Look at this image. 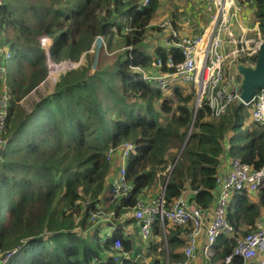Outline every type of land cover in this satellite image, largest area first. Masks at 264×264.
Listing matches in <instances>:
<instances>
[{"label": "trees", "instance_id": "obj_1", "mask_svg": "<svg viewBox=\"0 0 264 264\" xmlns=\"http://www.w3.org/2000/svg\"><path fill=\"white\" fill-rule=\"evenodd\" d=\"M122 1L0 0V60L5 71L0 95L9 97L6 144L0 149V248H21L10 264H112L118 254L117 240L120 253L131 252L122 229L106 236L104 223L91 221L112 168L108 149L116 154L125 143L135 145L126 165V181L132 187L127 208L136 207L140 195L164 173L163 181L169 177L163 197L167 209L190 188L196 207L209 210L229 132L235 134L230 154L254 169L264 167V126L246 127L249 106L236 102L219 119H211L204 107L194 119V93L177 86L165 96L133 72L132 67L149 68L154 63L139 45L159 3L151 0L148 7L139 8L142 0ZM254 6L263 27L264 0H255ZM125 23L132 33L118 36V41L134 46V51L112 62L104 59L93 70L95 40L105 37L114 52L113 27L121 30ZM51 28L46 51L39 35ZM83 56L85 66L61 75L54 92L26 110L23 102L46 83L50 62L79 63ZM157 56L164 64L169 56L175 63L183 58L176 49L169 55L158 50ZM163 70L172 71L166 66ZM257 192L258 205L244 195L235 212L227 213L236 231L244 223L251 227L249 234L260 220L264 186ZM122 214L118 209L113 221ZM160 223L155 220L152 236L163 242ZM170 223L163 225L174 252L172 260L177 262L182 260L179 250L186 248L192 227L173 223L171 228ZM221 240L218 258L223 260L238 241Z\"/></svg>", "mask_w": 264, "mask_h": 264}, {"label": "built area", "instance_id": "obj_2", "mask_svg": "<svg viewBox=\"0 0 264 264\" xmlns=\"http://www.w3.org/2000/svg\"><path fill=\"white\" fill-rule=\"evenodd\" d=\"M129 1L124 0V2ZM205 1L209 8L213 9V14L202 36L197 38L181 36L172 21L161 25V28L170 31L169 43L174 49H178L183 57L180 63H174L171 59L166 63L165 66L172 71L149 76L139 67H132V70L140 73L147 83H152L163 91L168 90L173 84L193 85L196 88L194 91V119L204 107L207 108L211 119H219L227 115L234 103L241 102L242 78L236 68L238 65L255 68L264 37L261 35L259 25L256 26L257 33L252 37H236L234 35L230 29V21L240 10L237 0ZM243 1L249 5L254 4L255 0ZM148 4L149 0H144L141 7ZM97 39L102 41L99 37ZM39 44L42 46L41 43ZM123 50L131 52L132 48L126 47ZM66 64L78 65V63L70 62ZM155 65L160 70L164 67V63L160 60ZM226 67L229 71H226ZM4 74L5 71L0 60V77ZM247 106H249L251 118L257 124L264 126V87L256 93ZM8 116L9 97L7 93L3 92L0 95V149L6 144L3 135ZM121 151L127 159L135 152V145L125 143ZM107 154L111 159L115 151L109 149ZM171 170L172 167L168 169V172ZM263 186L264 167L254 169L235 158L232 161L231 171L227 175L217 176L216 188L219 192L209 224L206 223L205 212L190 205L182 197L178 198L170 209L165 207L163 197L153 205L138 203L133 209V216L138 221L141 233L145 238H151L152 227L156 219L162 223L170 221L179 226L190 224L192 229L184 249L185 260L175 264H193L197 257L198 240L203 231L207 237L206 247L211 253L209 256L213 254L212 247L220 237L235 236L234 227L227 220L230 198L235 194L257 192ZM131 191L132 187L126 181V170L123 168L114 181L112 196L115 199H129ZM97 209L91 216L92 222L96 224L109 223L115 218V212L106 213L102 211L101 206ZM115 249L118 254L114 256V264H122L120 240L115 241ZM18 251L19 248L12 251H2L0 248V264H10ZM221 264H264V219L257 222L252 232L238 240L233 253L221 260Z\"/></svg>", "mask_w": 264, "mask_h": 264}, {"label": "crops", "instance_id": "obj_3", "mask_svg": "<svg viewBox=\"0 0 264 264\" xmlns=\"http://www.w3.org/2000/svg\"><path fill=\"white\" fill-rule=\"evenodd\" d=\"M142 1H144V0H142ZM157 1L159 3V0H157ZM122 2L125 4L129 3V2H124V0ZM150 2H151V0H149V4H150ZM237 2L240 5V8H239L240 10L237 11L238 14L233 17V23L237 22V24L239 23V26L237 27V25L234 23L235 28L233 29L234 30L233 33L236 37H252L254 32H255L253 29V26L256 23H259V21L256 17V14H255L256 8H255L254 4L247 5L243 0H237ZM198 3L200 4V6L202 8H198L196 13H189V14L184 13V19H180L179 16L177 15V13H175V11H173V9H172V11H171L172 18L169 17V18H166L165 20L170 19L173 22L175 29L179 32V34L181 36L190 37V38H197V37L202 36L205 28L208 26V24L210 22L211 16L213 14V9L209 8V6L205 0H199ZM149 4L145 7H148ZM140 7H141V3L139 5V8ZM159 10H160V4H159V7L156 11L155 17L151 21V24L145 29L144 38L142 40V43L139 45V48L142 49V51L145 53V55L151 57L154 60V63L149 68H143V67L137 66V67L141 68L149 76L155 75V74L158 75V74H161L162 72H164L165 70H163V69H164L166 63L170 59L173 60V62H174L173 57L169 56L167 58L166 63L164 64V67L162 70L158 69L155 65L160 60V59L158 60L159 57L157 56L158 50H161L162 52H166L169 55L170 51L172 49H174L172 47V45L169 43L170 31L167 29H163V28L158 29L155 27L154 22H155L156 15H157ZM186 11H188V9ZM188 12H190V11H188ZM165 20H163V21H165ZM163 21L160 20L159 22H163ZM159 22H157V23H159ZM153 27H154V29H153ZM128 30H130V31H128ZM113 32L115 34L114 45L115 46L118 45V47L120 48V51H122L124 53L123 55H125V53L127 52V55L129 56L132 53V51H134L135 47L131 46V45L128 46V45L118 41V40H120V37H118V36L129 35L130 33H132V27L129 24L125 23L121 30H119L117 26H114ZM99 38H101L102 41L99 40L100 44L97 47L96 46V40L97 39H96L94 42V45L92 47V50H94L95 48H100L103 52H106V53L108 52V54L112 56L115 51L111 52L109 50L105 37L100 36ZM126 47H131L132 51L131 52L124 51L123 49ZM176 50H178V49H176ZM160 61H162V60H160ZM236 70H237V68H236ZM133 72L140 75L142 80H143V77L140 73L135 72V71H133ZM143 81H145V80H143ZM149 84H150V86H153L154 88L160 90L165 96H170L173 92V88L177 87V86H180L181 88L185 89L186 92H188V93H194V91L196 90V88L193 85L173 84V85H171V87L168 90L163 91L160 88H158L156 85H154L152 83H149ZM53 91L51 93H53ZM51 93H48V95ZM45 96H47V95H45ZM194 99H195V93H194ZM192 109L194 110V101H193ZM254 123L257 124L251 118V116H249V119L246 123V127L251 130L250 126ZM234 135L235 134L233 132H229L228 134H226V137L223 141V147H224L225 153L221 157V164H220V167L218 169L217 176L227 175L232 169V161L235 158L230 154V149H231V139L234 137ZM123 154L124 153L122 151H119L112 156V158H113L112 168H111V172L109 174L108 181H107V189H106L105 193L103 194V196L101 197V201L99 203V205L102 208L105 207V208H107V210H110L113 212H116L119 209L123 214H122V217L118 220L115 219L113 222L101 224L102 229H103L102 234L108 236V235H111L112 232H114V230H116L118 228L122 229L121 231L123 232L124 238L131 245V252H129L128 254L122 253V257H121L122 264L124 262L123 261L124 258L133 259L135 262L139 261L143 264H175L177 262L185 260L184 250H182V251L179 250V252L182 256V260H179L177 262H173L172 255L174 252H173V249H170L168 244H167L168 243V241H167L168 234L165 231V226L163 225V223L160 220L159 221L161 222L160 226H161V232H162V236H163L162 237L163 242H161V240L155 236H151V238H145L141 233V229H140V225H139L138 221L133 216L134 207L133 208H127L126 202H128V200L125 198H118V199L113 198L112 189H113L114 181L117 179L118 175L120 174L121 169L124 168L126 170L128 158L126 159L123 156ZM236 159H239V158H236ZM177 160H178V158L175 160L173 166L176 164ZM173 166L171 165L169 167H173ZM164 176H165V174L163 173L161 175V177H164ZM161 177L159 176L158 182L155 186H153L150 189L145 190L140 195V198H139L140 204L153 205L161 197H164V193H165V189H166V185L168 183L169 177H167L165 179V181H163V179ZM218 192L219 191L216 188L213 192V196H214L213 205L210 207L209 210H207L205 212V215H206L205 220H206V223H208V224L210 223L211 215L213 214L214 208L216 206V202H217V198H218ZM244 195L247 197V199L249 200L250 203L257 204V205L260 203L259 192H244L241 194H235L230 198V202H229V205L227 208V213L230 212V214H233L235 212L237 205L240 203V198L243 197ZM180 197L184 198L190 205L197 206L196 200H195V192H193L192 189L187 188ZM180 197H178V198H180ZM261 212L262 213H261L260 220L264 219V210H261ZM173 225H174L173 223H170L169 227L172 228ZM231 225L233 226V224H231ZM233 227H235V226H233ZM153 229H155V228H153ZM236 229H237V231L234 229L235 230V236L234 237H228V236H222V237L227 239V240H232V239L235 240L236 239L238 241L245 234H247V232L251 229V227L244 224V223H241L238 225V227ZM153 234H154V230H153ZM139 236H142V240H141L140 244L137 243V238ZM223 242H224L223 240H221V241L217 240L216 243L212 247V252L213 251L214 252L211 256H209L211 253L209 252V249L206 247L207 237H206L205 231H203V233L201 234V236L198 240L197 257L194 260L193 264H221L222 259L218 258V254L220 253V249H222V247H223ZM214 246H215V248H214ZM20 249L21 248H19V251H20ZM114 256L115 255H113L112 264H114ZM98 264H106V263L100 262Z\"/></svg>", "mask_w": 264, "mask_h": 264}, {"label": "rangeland", "instance_id": "obj_4", "mask_svg": "<svg viewBox=\"0 0 264 264\" xmlns=\"http://www.w3.org/2000/svg\"><path fill=\"white\" fill-rule=\"evenodd\" d=\"M198 1L199 0H159L160 10L158 11L156 15V19L154 22L155 27L159 29L161 28V25L163 23L167 21H171L170 19H167V20L165 19L169 17L172 18L171 16L172 9L173 11H175V13H177L180 19H184V13H187V14L196 13L198 8H202L200 4L198 3ZM187 9L190 12L186 11ZM160 20L161 21L165 20V21L159 22ZM234 23L237 25V27L239 26V23L238 24L237 22H234ZM234 23H233V18H232V20L230 21V29L232 31H234L233 29L235 28ZM257 25H259L258 27L261 32V35L264 37V29L262 25L260 26L259 23H256L253 26V29L255 31L254 34L257 33V29H256ZM52 33H53V29L51 28L48 30V32L40 34L41 36L39 37V43H41L43 48H45L46 50L49 49V46L51 43V41H49L50 39L49 35ZM99 44H100V41L97 39L96 46L98 47ZM113 51L115 52L111 56L108 54V52L106 53V52H103L100 48H95L93 50V53H91V55L93 56V63H94L92 69L95 70V68L97 67V64L104 59H106L108 62H112L124 54L122 51H120V48L118 47V45L115 46ZM86 64H87L86 56L82 57V59L80 60L77 66H73L71 64L67 65L66 63L57 65V64H54L53 62H50L49 64L50 73H49V77L46 83L41 85L37 91L33 92L23 102V106L26 108L27 111H31L36 102H38L45 95H48V93H51L55 89L56 83L58 82L61 75L65 74L66 72L70 70L77 69L80 66H85ZM226 71H229L228 67H226ZM57 203H60V201H57ZM102 211L109 213V210H107V208L105 207L102 209ZM141 240H142V236H139L137 238V243L140 244Z\"/></svg>", "mask_w": 264, "mask_h": 264}, {"label": "water", "instance_id": "obj_5", "mask_svg": "<svg viewBox=\"0 0 264 264\" xmlns=\"http://www.w3.org/2000/svg\"><path fill=\"white\" fill-rule=\"evenodd\" d=\"M237 71L242 77L240 87L241 103L249 105L256 93L264 87V43L261 47L255 68L238 65Z\"/></svg>", "mask_w": 264, "mask_h": 264}, {"label": "bare ground", "instance_id": "obj_6", "mask_svg": "<svg viewBox=\"0 0 264 264\" xmlns=\"http://www.w3.org/2000/svg\"><path fill=\"white\" fill-rule=\"evenodd\" d=\"M140 8H144V7H140Z\"/></svg>", "mask_w": 264, "mask_h": 264}]
</instances>
